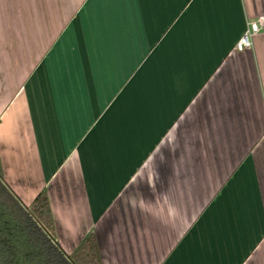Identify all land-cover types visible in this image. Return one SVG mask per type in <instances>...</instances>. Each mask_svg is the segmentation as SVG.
<instances>
[{"label":"crops","instance_id":"crops-1","mask_svg":"<svg viewBox=\"0 0 264 264\" xmlns=\"http://www.w3.org/2000/svg\"><path fill=\"white\" fill-rule=\"evenodd\" d=\"M264 0H0V162L71 254L264 264Z\"/></svg>","mask_w":264,"mask_h":264},{"label":"trees","instance_id":"trees-1","mask_svg":"<svg viewBox=\"0 0 264 264\" xmlns=\"http://www.w3.org/2000/svg\"><path fill=\"white\" fill-rule=\"evenodd\" d=\"M53 227L47 193L24 205L5 182L0 162V264H102L94 233L67 254Z\"/></svg>","mask_w":264,"mask_h":264},{"label":"built area","instance_id":"built-area-1","mask_svg":"<svg viewBox=\"0 0 264 264\" xmlns=\"http://www.w3.org/2000/svg\"><path fill=\"white\" fill-rule=\"evenodd\" d=\"M263 24H264V17H259L256 21L249 23L245 32L237 42L235 46V50L238 52H243L245 50L252 49L253 39L256 35H258Z\"/></svg>","mask_w":264,"mask_h":264}]
</instances>
